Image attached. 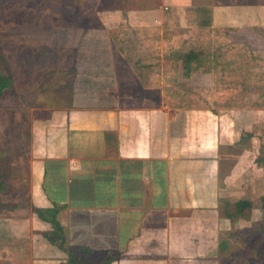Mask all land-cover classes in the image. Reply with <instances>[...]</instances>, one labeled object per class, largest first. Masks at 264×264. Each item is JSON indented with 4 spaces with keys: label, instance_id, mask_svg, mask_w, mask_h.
<instances>
[{
    "label": "crops",
    "instance_id": "1",
    "mask_svg": "<svg viewBox=\"0 0 264 264\" xmlns=\"http://www.w3.org/2000/svg\"><path fill=\"white\" fill-rule=\"evenodd\" d=\"M136 4L105 12L103 28L128 36L92 42L105 53L78 66L71 107L33 124L30 204L57 210L71 255L34 211L36 235L6 219L8 238L32 239L31 260L10 263L69 264L82 249L87 264H229L232 239L262 225L264 107L174 101L184 86L221 99L240 87L211 70L185 77L180 58L195 48H245L264 66V0Z\"/></svg>",
    "mask_w": 264,
    "mask_h": 264
},
{
    "label": "rangeland",
    "instance_id": "2",
    "mask_svg": "<svg viewBox=\"0 0 264 264\" xmlns=\"http://www.w3.org/2000/svg\"><path fill=\"white\" fill-rule=\"evenodd\" d=\"M142 1L143 7L147 8L153 0ZM136 3L139 6L141 0H0V85L10 86L4 87L0 93V238L9 235V222L6 219L25 223L21 225L22 229H39L35 210L30 204V165L33 149L37 148L33 139L36 129L33 124L39 119L50 117L56 107H71L78 66L82 67L90 54L104 52V46L101 45L100 51H90L96 48L91 43H104L108 38L118 40L128 36L119 30L109 33L103 28L105 17H109V13L105 12L117 8H135ZM224 49L226 52L223 53L240 63L248 55L245 48L226 46ZM235 54H241L240 60ZM253 58L248 57V61L252 63L256 77L250 79L244 88L241 87L244 83L239 85L235 102L237 100L245 106L258 108L264 107L263 78H258L264 66L260 59ZM159 68L161 75L162 71L168 69L162 63ZM184 88L186 94L175 96L176 100L187 105L206 107L216 99L218 108L226 106L221 95L212 97L210 103L207 94L201 89ZM256 130L264 132L260 126ZM257 191L260 197L262 192ZM260 223L263 225L264 220H260ZM62 228V234L66 237L65 228ZM51 229L40 234L49 242L46 234L56 236V242L52 244L69 254L67 238L61 239L58 236L60 232L53 225ZM35 230L33 232L36 235ZM241 237L232 239L233 248L224 254L225 259L232 264H245L250 258L262 261L264 254L257 255L256 248L257 242L261 237L264 238L261 232H255L252 236L243 234ZM31 242L32 239L28 238H8L6 242L0 243V248L5 250L19 243L23 247L24 256L21 257L30 261ZM76 255L87 261L85 256L88 254L82 249H77ZM22 262L1 260L0 264Z\"/></svg>",
    "mask_w": 264,
    "mask_h": 264
},
{
    "label": "trees",
    "instance_id": "3",
    "mask_svg": "<svg viewBox=\"0 0 264 264\" xmlns=\"http://www.w3.org/2000/svg\"><path fill=\"white\" fill-rule=\"evenodd\" d=\"M182 66L184 70V76L189 78L194 72H198L201 70H211L215 74L219 75L221 74V77L219 80L225 82V83H233L235 82L237 85H242V83H246L247 80H250V76H252L253 71V65L251 62L244 59L240 64L236 60L227 58L225 54L221 50L217 51H206L202 49L195 48L191 50L190 52L184 54L181 56ZM237 80V81H236ZM10 85V83H9ZM4 87H10L7 86V84L0 85V93H2ZM235 90L229 89L227 93L222 98L224 105L227 107L231 106H245L243 103H240L236 100L235 102ZM216 96H220V93H216ZM215 95H209L208 101L211 103L212 97H215ZM175 107L183 106L182 103L179 102V100L174 101ZM185 106V105H184ZM188 107V105L186 104ZM264 202V198H263ZM35 213L39 215V217L45 222L51 223L57 231H59V235L61 239H65L66 237L63 236V228L60 225V223L57 221V210H38L35 209ZM255 232H258L264 236V226L256 227L254 230H252L248 235L252 236ZM46 237L50 240V242L54 243L56 242V236H49L46 234ZM251 238V237H250ZM8 240V237H2L0 238V243H4ZM20 243V241H19ZM12 245L9 248H6L5 250H1L0 248V261H8V260H14L17 257L24 256L23 255V247L22 245ZM256 247V246H254ZM257 255L258 254H264V238L261 237L260 241L257 242ZM256 258H250L248 259L245 264H264V257L261 259ZM69 264H87V261H84V259H74L71 256V259L69 261ZM229 264H232L230 262Z\"/></svg>",
    "mask_w": 264,
    "mask_h": 264
}]
</instances>
